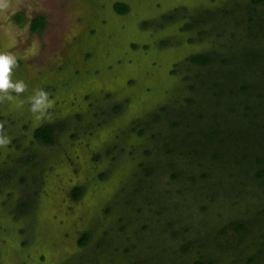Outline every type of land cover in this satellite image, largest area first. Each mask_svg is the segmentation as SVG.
Segmentation results:
<instances>
[{
	"label": "rangeland",
	"instance_id": "374dc122",
	"mask_svg": "<svg viewBox=\"0 0 264 264\" xmlns=\"http://www.w3.org/2000/svg\"><path fill=\"white\" fill-rule=\"evenodd\" d=\"M14 3L0 52L36 53L17 101L55 104H0V264H264V3Z\"/></svg>",
	"mask_w": 264,
	"mask_h": 264
},
{
	"label": "clouds",
	"instance_id": "9594fccd",
	"mask_svg": "<svg viewBox=\"0 0 264 264\" xmlns=\"http://www.w3.org/2000/svg\"><path fill=\"white\" fill-rule=\"evenodd\" d=\"M17 11L18 6L14 0H0V19L10 21ZM35 54L34 46L25 49L20 57L15 52H0V104L6 100L17 101L18 97L23 96L29 90L27 82L16 78L15 73L20 66V59L27 60ZM32 92L34 95L27 97L26 100H18V106L22 107L27 102L29 111L36 122L51 121L55 101L42 87L33 88ZM4 132V123L0 122V147H7L10 143V137L4 135Z\"/></svg>",
	"mask_w": 264,
	"mask_h": 264
},
{
	"label": "trees",
	"instance_id": "16d2710c",
	"mask_svg": "<svg viewBox=\"0 0 264 264\" xmlns=\"http://www.w3.org/2000/svg\"><path fill=\"white\" fill-rule=\"evenodd\" d=\"M253 2L255 3V4H259V3H264V0H253ZM123 5V4H122ZM127 7H125V8H123V12H126L127 11ZM43 24V19L42 18H36V19H34L33 20V22H32V28H33V30H37V29H39V27H40V25H42ZM250 53V52H249ZM245 55H248L247 53H245L244 54V56ZM214 60V57L211 55V54H199L198 56H194V57H192V61L194 62V63H197L198 65H201V66H204V65H207V64H209L210 62H212ZM237 70H238V72H239V70H240V68L238 69V68H235V69H233V68H230V74H235V73H238L237 72ZM238 75L239 74H237L236 76H237V79H238ZM228 77H229V75L227 76V80H229L228 81V84H231V80L232 79H228ZM219 84V83H218ZM255 85V84H254ZM244 87L245 88H248L249 87V84H245L244 85ZM263 88V87H262ZM254 89H258V87L255 85V88ZM262 93H264V92H262ZM261 93V94H262ZM221 101H222V99H221ZM120 107V106H119ZM118 107V108H119ZM119 109H121V107L119 108ZM225 111V113H226V110H224ZM228 117H230V116H228ZM231 118V117H230ZM230 118H225V120H226V125L228 126V124H230L231 122H230ZM55 128H56V125H54V124H52V123H48V124H45V125H43V126H41L40 128H38L37 130H36V138L38 139V140H40V141H42V142H45V143H53L54 141H55V139H56V137H55V134H54V131H55ZM205 133V131L202 133V134H204ZM190 135V134H189ZM257 137H258V135H256ZM261 138H264V135L261 137ZM258 145V144H257ZM259 160L261 161V160H263V159H260L259 158ZM264 161V160H263ZM260 174L261 175H264V170H261V172H260ZM81 193H82V191L80 190V189H78L77 191H76V196L77 197H79L80 195H81ZM237 228H239V230H242L243 228H244V225L243 224H239L238 226H237ZM88 238H89V234H86L85 236H84V238H82L81 239V243L82 244H85L87 241H88ZM197 264H204L203 262H201V261H198L197 262Z\"/></svg>",
	"mask_w": 264,
	"mask_h": 264
}]
</instances>
